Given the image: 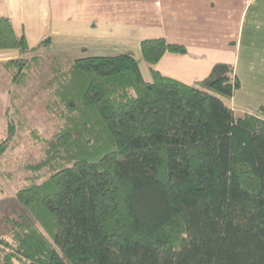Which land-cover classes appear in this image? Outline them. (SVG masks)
I'll list each match as a JSON object with an SVG mask.
<instances>
[{
  "label": "trees",
  "instance_id": "trees-1",
  "mask_svg": "<svg viewBox=\"0 0 264 264\" xmlns=\"http://www.w3.org/2000/svg\"><path fill=\"white\" fill-rule=\"evenodd\" d=\"M11 81L48 65L45 109L59 124L29 183L0 216V264H264V107L236 116L232 64L195 83L164 75V37L68 59L52 35L30 46L0 17ZM7 112L0 157L25 119Z\"/></svg>",
  "mask_w": 264,
  "mask_h": 264
},
{
  "label": "crops",
  "instance_id": "crops-1",
  "mask_svg": "<svg viewBox=\"0 0 264 264\" xmlns=\"http://www.w3.org/2000/svg\"><path fill=\"white\" fill-rule=\"evenodd\" d=\"M17 35L36 45L52 35L69 58L132 51L147 81L153 76L141 42L164 37L186 52H166L158 69L187 83L207 77L218 63L232 64L240 87L230 99L236 116L264 107V0H0ZM19 56L0 48V69Z\"/></svg>",
  "mask_w": 264,
  "mask_h": 264
},
{
  "label": "rangeland",
  "instance_id": "rangeland-1",
  "mask_svg": "<svg viewBox=\"0 0 264 264\" xmlns=\"http://www.w3.org/2000/svg\"><path fill=\"white\" fill-rule=\"evenodd\" d=\"M47 68L45 64L43 70L35 72L22 86L10 80L6 69H0V138L7 134L8 111L10 115L19 113L17 116L25 119L24 128L16 133L10 147L0 157V216L15 204L17 190L29 183L32 171L25 164L45 155L46 142L41 138L52 137L59 124L44 105L48 94L42 83L49 77Z\"/></svg>",
  "mask_w": 264,
  "mask_h": 264
}]
</instances>
